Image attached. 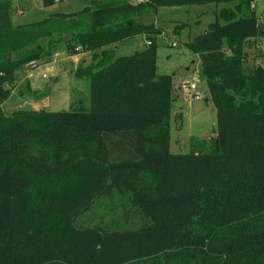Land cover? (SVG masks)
Masks as SVG:
<instances>
[{"label":"trees","instance_id":"trees-1","mask_svg":"<svg viewBox=\"0 0 264 264\" xmlns=\"http://www.w3.org/2000/svg\"><path fill=\"white\" fill-rule=\"evenodd\" d=\"M255 1L90 0L14 24L0 0V264H264V61L245 66L264 36ZM209 5L213 21L186 46L216 134L173 154L174 87L156 65L166 29L138 19ZM55 35L69 56L91 54L74 71L89 108L6 115L17 72L48 59ZM137 38L142 49L118 55Z\"/></svg>","mask_w":264,"mask_h":264},{"label":"rangeland","instance_id":"rangeland-1","mask_svg":"<svg viewBox=\"0 0 264 264\" xmlns=\"http://www.w3.org/2000/svg\"><path fill=\"white\" fill-rule=\"evenodd\" d=\"M130 1L136 2L137 0ZM11 2L14 9L12 19L14 24L37 22L53 13L77 12L90 4V0H64L44 7L41 0H11ZM214 8V5L180 9L166 8L161 9L157 15L138 19L140 23L158 21L162 27L166 28V37L159 40L156 49V65L158 74L171 76L174 87L173 98L175 96L171 109L181 115L180 118H177V115H171L170 119L169 150L173 154H186L193 141L209 142L216 134V111L209 99L200 63L197 56L186 46L189 38L204 32L207 25L213 21ZM254 8L259 17V23L264 27V0H256ZM178 24H183L184 27L178 35L172 36L170 30ZM171 42H175L176 46H171ZM260 42L261 44L252 41L247 45L246 68H251L256 61H264V36ZM143 44L140 38L122 44L118 48V55H130L142 49ZM86 64L83 63L80 66L85 67ZM21 71L25 74V71L29 70L24 67ZM47 75V72L42 74L43 77ZM43 80L48 81V79L41 81ZM191 83L195 85V89L185 92L182 86H188ZM49 85V89L39 91L38 94L30 89L29 91H16V94L23 92V97L19 98L15 95L4 103V113L10 115L15 110L24 109L68 111L78 106L89 108V82L87 80L73 81L69 85L62 74L58 82L50 81ZM195 95L199 98H195Z\"/></svg>","mask_w":264,"mask_h":264},{"label":"crops","instance_id":"crops-1","mask_svg":"<svg viewBox=\"0 0 264 264\" xmlns=\"http://www.w3.org/2000/svg\"><path fill=\"white\" fill-rule=\"evenodd\" d=\"M155 24H159L158 21H154ZM160 25V24H159ZM161 26V25H160ZM176 26V25H174ZM173 26V27H174ZM169 27V26H168ZM166 29L165 27H163ZM260 43V40L257 42ZM51 50V56L46 59L43 63L40 64V67L35 70H29L25 71V74L23 71H19L16 74L15 83L13 85V88L11 90V94L9 98L4 102L6 103L9 99H11L13 96L18 95L19 98L23 97V92L16 94V91H29L32 90L38 94L39 91H43L44 89H49L50 85L49 82H58L60 80V75L63 74V76L66 78L68 84L70 85L73 81L77 82L78 79L74 77V71L83 63H87L88 65L91 61V54L88 52H82L78 53L73 56H69L65 50V44L63 41V37L61 35H55L52 41V44L50 46ZM89 61V63H88ZM45 72L48 73L47 76H42ZM42 79H48L47 82ZM23 88V89H22ZM199 98L198 95H195ZM175 100V96L172 100ZM171 115L175 116L177 115V118H180L181 115L177 111H172L171 109Z\"/></svg>","mask_w":264,"mask_h":264},{"label":"built area","instance_id":"built-area-1","mask_svg":"<svg viewBox=\"0 0 264 264\" xmlns=\"http://www.w3.org/2000/svg\"><path fill=\"white\" fill-rule=\"evenodd\" d=\"M143 0H137L136 2H142ZM171 46H176L175 42H171L170 43ZM40 67V64H38V62L36 61H31L29 63L26 64V68H28L29 70H35L38 69ZM182 88L184 89L185 92H188L189 90H194L195 89V85L193 83H191L190 85H183Z\"/></svg>","mask_w":264,"mask_h":264},{"label":"water","instance_id":"water-1","mask_svg":"<svg viewBox=\"0 0 264 264\" xmlns=\"http://www.w3.org/2000/svg\"><path fill=\"white\" fill-rule=\"evenodd\" d=\"M196 98H198V97L196 96Z\"/></svg>","mask_w":264,"mask_h":264}]
</instances>
